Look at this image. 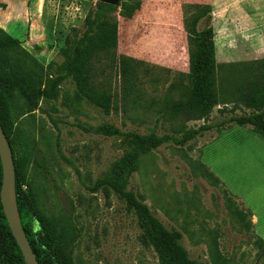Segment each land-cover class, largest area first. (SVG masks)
<instances>
[{
  "label": "rangeland",
  "instance_id": "obj_1",
  "mask_svg": "<svg viewBox=\"0 0 264 264\" xmlns=\"http://www.w3.org/2000/svg\"><path fill=\"white\" fill-rule=\"evenodd\" d=\"M117 22L115 56L134 60L133 89L109 56L94 63L96 86L113 98L109 112L77 100L75 84L61 69L67 36L82 33L99 0H0V29L20 42L9 55L35 78L63 77L59 96L41 100L39 110L19 116L9 107L10 145L26 168L28 187L42 212L65 219L79 232L72 264H159L144 246L135 214L111 193L89 188L125 154L137 162L127 189L168 229L183 235L188 256L200 264H264L249 208L264 227V176L251 188L250 172L264 169V139L250 126H217L232 116L256 112L246 94L264 85V0H141L140 9ZM207 4L215 44L217 105L202 117L188 106L189 71L184 8ZM3 91L0 90V97ZM104 124L121 132L172 136L211 129L183 143H165L144 152L122 137L95 134ZM89 130V131H88ZM224 132L229 134L219 140ZM205 166V167H204ZM218 179L217 184L210 175ZM242 214V217H241Z\"/></svg>",
  "mask_w": 264,
  "mask_h": 264
},
{
  "label": "trees",
  "instance_id": "obj_2",
  "mask_svg": "<svg viewBox=\"0 0 264 264\" xmlns=\"http://www.w3.org/2000/svg\"><path fill=\"white\" fill-rule=\"evenodd\" d=\"M140 2L141 0L123 2L119 15L126 19L132 18L139 11ZM116 10L115 6L98 3L96 9L90 11L85 18L83 32L74 31L72 35L67 36L64 47L60 50L64 58L61 69L65 77L71 78L74 82L76 99L86 100L105 112L111 110L113 98L111 94L100 90L94 82V63L99 60L100 56H109L106 60L107 66L113 65L119 68L121 77L124 83L126 82L125 92L129 94L133 89L131 80L134 78V60L115 56L117 22L112 14ZM211 11V6L207 4H188L184 8L183 26L187 34L189 56V71L185 75L188 81V106L197 110L202 117L207 116L218 103L214 83L218 66L215 61L213 30L208 24L198 29L199 23L209 22ZM19 46L20 42L17 39L0 29V90L4 94L0 97V125L10 149L9 107H14L19 116L33 113L39 110L41 100H53L59 96V85L63 80V77L46 80L35 78L21 65L13 63L9 52L18 49ZM246 95L247 105H255V98L262 99L260 104L256 105L258 110L248 115L230 117L226 122L217 126L218 132L232 126H250L255 134L264 139V85L261 87L255 85V89ZM209 129H211L210 126L187 131L181 140L172 136L123 133L109 124L90 130L103 136L122 137L129 144L148 152L165 143L172 142L182 145ZM13 162L16 209L38 263L72 264L73 248L79 232L69 221L55 220L42 212L35 196L24 189L28 187L25 165L14 156ZM136 171V159L131 154H125L117 159L111 165L109 172L97 180L89 190L92 193L101 191L106 196L113 193L126 203L128 210H131L137 218V224L141 230L140 242L154 250L159 264H200L188 256L182 245V233L173 228H166L150 208L127 189L128 180ZM210 173L218 184L219 179L212 172ZM1 181L0 163V186ZM248 215L251 216L250 212ZM249 225L252 227L251 222ZM259 244L264 253V241L259 239ZM0 264H26L11 235L1 203Z\"/></svg>",
  "mask_w": 264,
  "mask_h": 264
},
{
  "label": "water",
  "instance_id": "obj_3",
  "mask_svg": "<svg viewBox=\"0 0 264 264\" xmlns=\"http://www.w3.org/2000/svg\"><path fill=\"white\" fill-rule=\"evenodd\" d=\"M101 3L118 7L121 0H99ZM0 163L2 181L0 186V203L3 215L26 264H39L27 236L20 223L15 202V169L12 152L0 125Z\"/></svg>",
  "mask_w": 264,
  "mask_h": 264
},
{
  "label": "crops",
  "instance_id": "obj_4",
  "mask_svg": "<svg viewBox=\"0 0 264 264\" xmlns=\"http://www.w3.org/2000/svg\"><path fill=\"white\" fill-rule=\"evenodd\" d=\"M227 134H229V132L222 133V135H220V137H219V140L222 139V137L227 135ZM250 175L252 178L251 188L256 191L257 190L256 186H258V184L256 182L257 180H255L254 178L257 176H264V169H262L261 172H258L257 170H252L250 172ZM245 204L250 209L249 210L250 214H251L250 222L252 224V230H253L254 234L257 235V237L259 239L264 241V227L260 224L256 208L252 204H250V202L247 201L246 199H245Z\"/></svg>",
  "mask_w": 264,
  "mask_h": 264
}]
</instances>
